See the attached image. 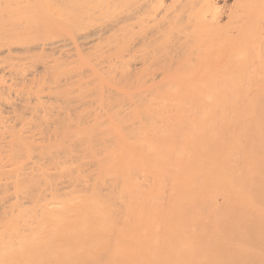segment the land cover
<instances>
[{
    "label": "bare ground",
    "instance_id": "bare-ground-1",
    "mask_svg": "<svg viewBox=\"0 0 264 264\" xmlns=\"http://www.w3.org/2000/svg\"><path fill=\"white\" fill-rule=\"evenodd\" d=\"M0 264H264V0H0Z\"/></svg>",
    "mask_w": 264,
    "mask_h": 264
}]
</instances>
